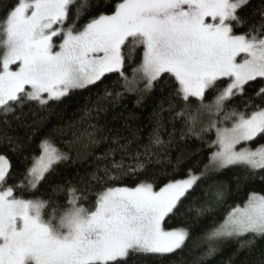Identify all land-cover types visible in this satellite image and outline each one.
Segmentation results:
<instances>
[{
	"label": "snow or ice",
	"instance_id": "1",
	"mask_svg": "<svg viewBox=\"0 0 264 264\" xmlns=\"http://www.w3.org/2000/svg\"><path fill=\"white\" fill-rule=\"evenodd\" d=\"M0 6V123L7 126L10 116L21 120L26 105L46 108L108 74H117L120 85L99 97L110 106L126 93L136 94L139 105L157 87L160 92L146 142L126 124L130 136L112 138L118 147L96 158L108 161L119 151L120 160L79 176L78 184L55 183L48 199L35 193L53 183L67 153L44 139L30 166L24 158L18 181L10 158L0 154V264H127L132 255L171 256L183 250L189 232L166 229V218L176 215L202 178L229 166L264 170V145L237 150L264 136V0H11ZM249 87L254 96L244 110L229 108ZM106 110L86 105L81 119ZM88 129L82 135L98 143L97 126L88 123ZM213 131L208 146L215 150L198 175L189 170L158 191L148 179L134 187L109 183L143 173L179 141L203 140ZM0 144L12 153L24 147L6 131H0ZM180 162L177 157L174 167ZM57 194H66L63 204ZM214 195L221 200L224 192ZM204 211L199 207L195 214ZM246 235L251 239L241 248L264 239V196L250 194L204 238Z\"/></svg>",
	"mask_w": 264,
	"mask_h": 264
},
{
	"label": "trees",
	"instance_id": "2",
	"mask_svg": "<svg viewBox=\"0 0 264 264\" xmlns=\"http://www.w3.org/2000/svg\"><path fill=\"white\" fill-rule=\"evenodd\" d=\"M253 2L255 3L256 0ZM9 3L11 0H0V5ZM3 11V7L0 6V15ZM83 22L85 21H81ZM138 60L139 57L137 62ZM132 66L126 67L129 78H131ZM117 80V74H108L102 83L74 91L59 102H49L46 108L41 109L35 104L26 105L21 120L10 116L7 126L0 123V131L19 137L24 145L21 153H12L6 144H0V154L10 158L12 177L19 180L20 172L25 167L24 158H29L30 166L31 159L39 155L40 143L44 139H49L60 151L67 153L70 159L57 166L56 173L50 177L53 182L51 185L44 183L35 193L37 197L43 196L48 199L53 195L52 187L55 183L72 181L78 184L79 176L95 170L97 166L103 167L112 159L120 160L119 151L114 156H110L108 161H98L96 158L108 152L110 148L118 147L112 143V138L130 136L126 124L131 125L133 129H139L142 142H146L152 130L150 117L160 95L159 87L153 93L146 95L139 105L136 94L126 93L110 106L107 101L100 100L99 97L103 95L106 87L109 91L120 90ZM253 87L248 88L243 98L237 97L232 100L228 107L235 106L239 110H244L245 100L254 96ZM213 95L214 92H208L205 102L211 101ZM256 103L260 101L257 100ZM86 105L93 109L102 106L107 110L100 112L98 116L93 112L91 120L82 121L81 117ZM252 110V108L248 109L249 112ZM208 119L204 116L203 122H207ZM88 123L97 126L95 139L98 143L96 144L82 135L85 129H88ZM179 127L178 124L177 128ZM164 138L167 139L166 134ZM214 139L213 131L204 134L203 140L192 136L185 141H179L178 145L171 149L168 157L161 155L160 163L154 162L143 173L125 175L109 183L115 186L134 187L140 180L148 179L154 183L155 190L158 191L159 187L169 181L186 178L189 170L198 175L207 164L210 153L215 150L208 146V143ZM120 143H126V140L121 139ZM261 145H264V136L257 137L250 143L252 148ZM177 157H180L181 162L178 167H174ZM169 159L171 164L168 163ZM125 163H128L127 159ZM217 190L224 192L223 199L215 198L214 193ZM252 193L264 196V170L252 171L243 166H229L209 173L184 199L176 215L166 218L164 224L166 229L183 227L188 230L189 236L183 250L168 257L132 255L128 258L127 264H264V239L257 238L251 247L245 248H241V244L250 240V236L223 239L215 243L217 246L214 251L209 252L211 245L204 238L206 233L223 223L230 211L237 206H243ZM25 195L32 198L27 193ZM54 198L63 204L66 194H57ZM189 205L192 206V211H189ZM199 207H203L205 211L202 215L196 216L195 209Z\"/></svg>",
	"mask_w": 264,
	"mask_h": 264
},
{
	"label": "rangeland",
	"instance_id": "3",
	"mask_svg": "<svg viewBox=\"0 0 264 264\" xmlns=\"http://www.w3.org/2000/svg\"><path fill=\"white\" fill-rule=\"evenodd\" d=\"M250 143H251V142H248L247 144L242 143V144H240V145H237V150H239V149L242 148V147H250L251 149L255 150L257 147L252 148V147L250 146ZM244 205H245V204H244ZM244 205L241 206L240 208H243ZM230 212H231V211H230ZM230 212H229V213H230ZM229 213H228V214H229ZM227 216H228V215H227ZM227 216H226V217H227ZM220 240H223V239L215 240V241H212V242H209V241H207V240H205V241L208 242L209 245H211L210 247L213 248V249L215 250V249H216V246H217L215 243L219 242Z\"/></svg>",
	"mask_w": 264,
	"mask_h": 264
}]
</instances>
